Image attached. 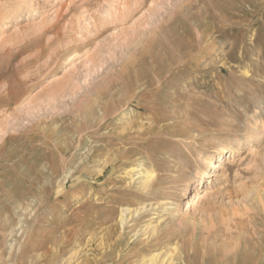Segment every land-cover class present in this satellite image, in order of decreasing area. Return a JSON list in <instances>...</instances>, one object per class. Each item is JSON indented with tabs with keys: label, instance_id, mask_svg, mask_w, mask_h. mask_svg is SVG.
Listing matches in <instances>:
<instances>
[{
	"label": "rangeland",
	"instance_id": "1",
	"mask_svg": "<svg viewBox=\"0 0 264 264\" xmlns=\"http://www.w3.org/2000/svg\"><path fill=\"white\" fill-rule=\"evenodd\" d=\"M263 195L264 0H0V264H120L102 230L162 217L263 231Z\"/></svg>",
	"mask_w": 264,
	"mask_h": 264
},
{
	"label": "bare ground",
	"instance_id": "2",
	"mask_svg": "<svg viewBox=\"0 0 264 264\" xmlns=\"http://www.w3.org/2000/svg\"><path fill=\"white\" fill-rule=\"evenodd\" d=\"M113 15L114 13L112 11H108L106 13V18H111ZM137 82H140V79H138ZM146 84L148 83H144L143 86ZM130 87L131 88L129 89L132 91L133 87ZM48 100L53 101L54 97H48ZM237 151L238 148L236 146L231 147L230 158H232V154L236 153ZM219 153H223V147L219 150ZM96 158H98V155H96ZM204 163L210 168V170L204 172L202 177L200 176L201 179L198 181L194 191V194L197 196H200V193L204 191L205 182H210V178L213 175L212 171L217 168V165L214 163V156L212 155L206 157L204 159ZM141 167L128 168L126 169L124 175H127L130 181V187L132 186L133 189H136L143 194H148L149 190L153 187V182L156 181L155 173L152 170H148L146 173H144L140 169ZM105 171L106 168L102 174H104ZM187 186L188 184L185 186V188H187ZM167 204L165 202L163 207L164 211H168L169 213L171 210L167 209V207H169ZM132 206L133 205L130 203H126L122 206V210L119 214V223L122 228L127 225L128 220L140 215V213L142 214L141 210H134L132 209ZM158 210H163V208ZM176 214H178V216L180 214L178 209L176 210ZM170 215L173 216L172 214ZM233 215L235 216L237 214L234 213ZM143 218L141 220H143ZM209 218V222L203 221L202 224H191V226H185L181 220L180 225L182 228H172V230L167 232L163 231V217L158 218L157 221L148 223L142 235L136 239V241L130 247L125 245L123 239L111 236L112 231L109 228H106L102 230L103 235L98 247H102L104 250L102 255L104 256L106 252L114 245L117 246L119 243H121L123 248L128 251V254L124 255L120 264H264V230L262 231L261 228H253L252 231H247L243 226L235 227L236 223L232 215H223L216 219V221H220V223L225 226V229H221L216 226L215 219H212L211 217ZM176 219L177 218H175V220ZM96 220L97 222L103 223V225L109 224L110 221V219L98 221L99 219L97 216ZM199 225L200 227H198ZM198 228H201L199 235L197 233ZM117 256H122L121 251ZM98 258L99 257L95 255V264H101ZM118 258H116V260H118Z\"/></svg>",
	"mask_w": 264,
	"mask_h": 264
}]
</instances>
